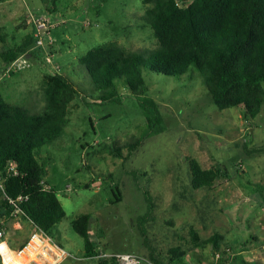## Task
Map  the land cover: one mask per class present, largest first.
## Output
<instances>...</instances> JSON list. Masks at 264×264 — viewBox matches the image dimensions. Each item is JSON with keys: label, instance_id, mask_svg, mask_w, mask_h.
<instances>
[{"label": "rangeland", "instance_id": "374dc122", "mask_svg": "<svg viewBox=\"0 0 264 264\" xmlns=\"http://www.w3.org/2000/svg\"><path fill=\"white\" fill-rule=\"evenodd\" d=\"M145 9L141 0H0V51L29 34L36 41L33 18L53 23L41 35L43 53L36 56L31 48V66L9 71L11 63L0 59L5 99L40 109L43 82L52 73L67 75L79 91L61 135L38 152L48 169L45 181L66 210L52 237L67 254L52 255L49 264H99L127 252L145 257L144 264H158L150 254L167 261L173 246L185 250L188 264H264V153L252 151L264 146V104L255 118L246 119L241 106L215 105L195 66L172 76L144 67V95L155 98L163 114L164 130L155 133L137 96L122 83L117 100L99 99L103 91L80 60L104 43L135 51L157 47L142 18ZM137 137L143 142L130 155L123 144ZM116 145L122 146L120 155ZM190 158L220 169L221 176L210 187L194 188ZM147 196L153 204L148 216ZM2 198L0 190V218L8 219L7 236L15 238L16 218L5 217ZM84 213L92 216L95 257L86 256L84 238L72 227ZM192 227L201 246L194 245ZM35 232L31 223L23 227L21 240H29L32 250ZM215 234L221 236L216 254L210 245ZM28 250L13 253L28 256Z\"/></svg>", "mask_w": 264, "mask_h": 264}, {"label": "trees", "instance_id": "16d2710c", "mask_svg": "<svg viewBox=\"0 0 264 264\" xmlns=\"http://www.w3.org/2000/svg\"><path fill=\"white\" fill-rule=\"evenodd\" d=\"M141 1L146 5L142 18L152 27L157 47L135 51L118 43H104L80 57L95 87L103 91L99 99L117 100L122 83L137 96L149 129L159 133L164 130L161 105L155 98L144 95L147 88L143 68L172 76L187 73L195 66L219 109L241 106L246 119H253L261 112L264 104V0ZM0 40H4L1 34ZM34 42L36 44L34 36L29 34L21 44L0 51V58L10 64L30 50ZM40 52L43 53L42 48L32 53L38 56ZM43 89L45 102L38 110L12 104L0 92V174L10 161L16 162L19 174L8 176L5 193L12 198L23 195L25 199L17 202L23 210L22 220L52 235L66 210L55 189L44 188L48 169L46 163L39 160L38 152L61 135L68 124L69 106L79 91L75 82L61 73L48 74ZM142 142L143 139L137 137L123 145L131 155ZM114 149L120 155L122 146L116 145ZM252 151L264 153V146ZM189 161L191 183L196 189L212 186L222 174L218 168H203L195 158ZM120 194L119 189L118 197ZM147 199L150 202L148 216L153 204L148 196ZM2 204L5 213L13 210L4 193ZM91 217L89 213L80 214L72 221V227L84 238L86 256L95 257L98 254L89 231ZM190 233L194 245L201 246L199 232L192 227ZM25 245L23 243L20 249ZM210 245L216 254L221 249V236L215 234ZM169 255L167 261L153 253L150 258L158 264H188L181 246L171 247ZM220 261L222 263V259ZM115 262L112 258L99 264Z\"/></svg>", "mask_w": 264, "mask_h": 264}, {"label": "built area", "instance_id": "2783aa9c", "mask_svg": "<svg viewBox=\"0 0 264 264\" xmlns=\"http://www.w3.org/2000/svg\"><path fill=\"white\" fill-rule=\"evenodd\" d=\"M33 22L35 24V28H34L35 37L37 38L36 44L34 45L33 49L35 48L43 49L44 41L41 38V35L44 32L50 31V29L53 27V23L42 17L33 18ZM30 52H31V49L25 52L24 54H22L21 56H19L16 60H14L10 64L11 66L8 68V70L10 71L14 67L21 70V69H25L31 66L32 62H31ZM18 174H19V171L17 169V164L14 161H10L6 165L4 171L0 174V190L5 194L6 200L13 207V210L9 213V215L7 214L5 216V217L8 216L10 219L17 218L21 216L23 213V210L18 206L17 202L25 199V197L23 195H19L17 198H12L6 195L5 193V181L8 178V176L18 175ZM43 185L45 189L51 188L44 181H43ZM6 222H8V219L0 218V247L7 246V248H9V250L11 251L8 245V242L6 241V237H7ZM34 226H35L36 232L33 234L32 238L35 236L39 237L40 242L42 243L41 246L42 248H44L37 253V256L38 255L48 256V253H52V255H55L61 259L67 254L66 251L61 247V245L55 242L52 235H48L42 229L38 228L36 225ZM0 255L2 257L3 263L8 264L5 260V257H4V254L1 248H0ZM115 259H116L115 264H144L145 263V257L140 256L136 253H132V252L117 254L115 256ZM27 264H36V263H35V260H30Z\"/></svg>", "mask_w": 264, "mask_h": 264}, {"label": "crops", "instance_id": "0c3cea01", "mask_svg": "<svg viewBox=\"0 0 264 264\" xmlns=\"http://www.w3.org/2000/svg\"><path fill=\"white\" fill-rule=\"evenodd\" d=\"M1 59V58H0ZM0 62H1V60H0ZM2 70H3V68H2ZM27 223H30V222H28V221H23L22 220V217L21 218H16V220L15 221H13L12 222V224L14 225V227H13V230H15V235L17 236V237H12V236H7L6 237V241L8 242V245H9V247H10V249H11V252H20V251H22V250H26V249H30L31 247H29L28 246V244H29V240H27V241H25V242H23L22 240H21V238H23V227L27 224ZM32 225H34L33 223H32ZM34 228H35V226H34ZM35 238H39V237H37V236H35V237H33V239H32V243H31V245L33 246L34 245V240H35ZM26 244L25 245V247L21 250L20 248H21V246H22V244ZM30 245V246H31ZM28 246V247H27ZM42 249H44V248H42ZM51 258H53L52 257V253H48V256H43V255H38L37 256V259L35 260V263L36 264H49L50 263V259Z\"/></svg>", "mask_w": 264, "mask_h": 264}, {"label": "bare ground", "instance_id": "6f19581e", "mask_svg": "<svg viewBox=\"0 0 264 264\" xmlns=\"http://www.w3.org/2000/svg\"><path fill=\"white\" fill-rule=\"evenodd\" d=\"M47 183V182H46ZM51 189V188H50ZM41 242L39 238H35L34 240V248L28 250V256H17L13 252L7 248V246H1L2 252L4 254L5 260L8 264H24L29 262L30 260L37 259V253L42 250Z\"/></svg>", "mask_w": 264, "mask_h": 264}]
</instances>
